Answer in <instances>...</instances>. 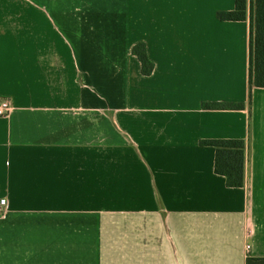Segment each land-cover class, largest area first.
<instances>
[{
	"label": "crops",
	"instance_id": "0c3cea01",
	"mask_svg": "<svg viewBox=\"0 0 264 264\" xmlns=\"http://www.w3.org/2000/svg\"><path fill=\"white\" fill-rule=\"evenodd\" d=\"M235 4L0 0V264L264 258V88L250 102L249 15L218 17ZM209 139L245 141L244 186Z\"/></svg>",
	"mask_w": 264,
	"mask_h": 264
},
{
	"label": "trees",
	"instance_id": "16d2710c",
	"mask_svg": "<svg viewBox=\"0 0 264 264\" xmlns=\"http://www.w3.org/2000/svg\"><path fill=\"white\" fill-rule=\"evenodd\" d=\"M235 9L220 11L218 17L227 21H243L250 17V102L255 87L264 88V0H235ZM132 53L141 63L143 75H151L155 63L150 59L147 46L138 42L132 47ZM208 109H242L243 102H204ZM202 145L215 148V171L226 178L229 187H242L245 183L246 145L243 139L202 140ZM264 264V258H248Z\"/></svg>",
	"mask_w": 264,
	"mask_h": 264
},
{
	"label": "built area",
	"instance_id": "2783aa9c",
	"mask_svg": "<svg viewBox=\"0 0 264 264\" xmlns=\"http://www.w3.org/2000/svg\"><path fill=\"white\" fill-rule=\"evenodd\" d=\"M14 109L12 100L8 98H0V116L9 115ZM8 200L6 198H0V217L8 211Z\"/></svg>",
	"mask_w": 264,
	"mask_h": 264
}]
</instances>
